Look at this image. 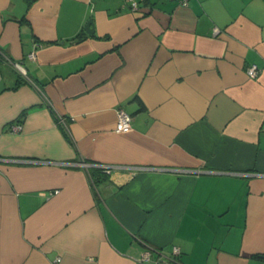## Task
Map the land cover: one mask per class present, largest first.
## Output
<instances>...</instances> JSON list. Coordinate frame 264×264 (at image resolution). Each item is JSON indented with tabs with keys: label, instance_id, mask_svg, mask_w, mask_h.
<instances>
[{
	"label": "crops",
	"instance_id": "crops-1",
	"mask_svg": "<svg viewBox=\"0 0 264 264\" xmlns=\"http://www.w3.org/2000/svg\"><path fill=\"white\" fill-rule=\"evenodd\" d=\"M134 1L0 0V264H264V0Z\"/></svg>",
	"mask_w": 264,
	"mask_h": 264
},
{
	"label": "built area",
	"instance_id": "built-area-1",
	"mask_svg": "<svg viewBox=\"0 0 264 264\" xmlns=\"http://www.w3.org/2000/svg\"><path fill=\"white\" fill-rule=\"evenodd\" d=\"M179 3H181L182 5H186L188 0H177ZM137 7V2L134 0H130V8L131 9H135ZM218 31L217 28L214 29V32L216 33ZM34 47L37 45V43L33 44ZM29 57H34V51H31L29 53ZM15 67H17L20 71L23 72V67H21L19 64L14 63ZM259 72V68L255 65H249L246 68V73L247 75L251 76V77H255ZM131 115L126 112L123 108H119L117 109V120H116V124H115V131H128L131 127ZM60 122L64 123L63 119H59ZM18 126L14 127V129H16ZM80 164L84 167H88V164L84 161H81ZM107 171H109V169H107ZM52 192H56V190L52 191ZM51 192V193H52ZM173 253L177 254L179 252L178 247H173L172 249ZM150 251L147 249L145 252L142 253L141 257H140V261L144 262V261H148L150 260Z\"/></svg>",
	"mask_w": 264,
	"mask_h": 264
},
{
	"label": "trees",
	"instance_id": "trees-1",
	"mask_svg": "<svg viewBox=\"0 0 264 264\" xmlns=\"http://www.w3.org/2000/svg\"><path fill=\"white\" fill-rule=\"evenodd\" d=\"M21 82H22V80L17 81L16 86H18ZM89 175L94 182H97L98 180L103 179V177H104L103 174L97 170H91L89 172Z\"/></svg>",
	"mask_w": 264,
	"mask_h": 264
},
{
	"label": "water",
	"instance_id": "water-1",
	"mask_svg": "<svg viewBox=\"0 0 264 264\" xmlns=\"http://www.w3.org/2000/svg\"><path fill=\"white\" fill-rule=\"evenodd\" d=\"M89 26L91 27V20H89L88 23H87V28H86L87 32H91V31L88 30Z\"/></svg>",
	"mask_w": 264,
	"mask_h": 264
}]
</instances>
